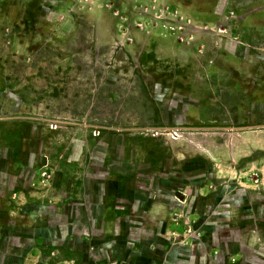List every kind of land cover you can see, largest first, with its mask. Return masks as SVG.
<instances>
[{
  "label": "rangeland",
  "instance_id": "374dc122",
  "mask_svg": "<svg viewBox=\"0 0 264 264\" xmlns=\"http://www.w3.org/2000/svg\"><path fill=\"white\" fill-rule=\"evenodd\" d=\"M0 264H264V0H0Z\"/></svg>",
  "mask_w": 264,
  "mask_h": 264
}]
</instances>
